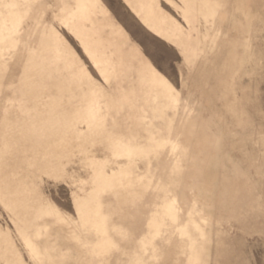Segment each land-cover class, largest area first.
I'll use <instances>...</instances> for the list:
<instances>
[{"label":"rangeland","instance_id":"374dc122","mask_svg":"<svg viewBox=\"0 0 264 264\" xmlns=\"http://www.w3.org/2000/svg\"><path fill=\"white\" fill-rule=\"evenodd\" d=\"M0 264H264V0H0Z\"/></svg>","mask_w":264,"mask_h":264}]
</instances>
